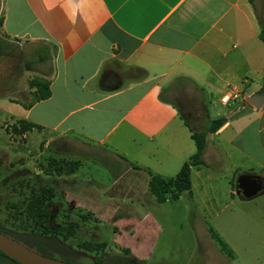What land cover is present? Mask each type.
<instances>
[{
	"label": "crops",
	"instance_id": "obj_1",
	"mask_svg": "<svg viewBox=\"0 0 264 264\" xmlns=\"http://www.w3.org/2000/svg\"><path fill=\"white\" fill-rule=\"evenodd\" d=\"M47 3L50 8L45 0H7L0 32L5 40L46 48L48 72L37 75L48 79L49 95L25 106L35 87L24 67L15 71L6 59L0 79L10 88L0 92V111L9 122L23 118L38 125L21 133L28 163L54 156L78 165L68 173L23 167L28 187L36 186L32 176H42L67 207L90 211L94 222L106 220L126 237L114 244L118 251L134 242L133 254L144 260L153 217L139 215L126 200L146 205L149 171L174 175L195 149L189 126L203 129L208 118L222 116L224 122L205 134L202 162L190 169L189 193L177 199L188 196L210 221L249 219L246 210L223 215L211 190L220 178L230 182L249 173L261 179L258 193H264V99L259 106L246 100L255 91L264 94L262 22L253 0H84L75 24L67 0ZM19 76L18 84L12 79ZM177 77L181 84L167 83ZM231 86L239 95L222 102ZM168 89L194 106L183 113ZM97 155L106 162L97 164ZM140 176L143 189L135 185ZM226 192L248 198L235 185Z\"/></svg>",
	"mask_w": 264,
	"mask_h": 264
},
{
	"label": "rangeland",
	"instance_id": "obj_2",
	"mask_svg": "<svg viewBox=\"0 0 264 264\" xmlns=\"http://www.w3.org/2000/svg\"><path fill=\"white\" fill-rule=\"evenodd\" d=\"M7 0H0V15L3 16L6 8ZM255 10L264 24V0H253ZM43 48V49H42ZM42 49V50H41ZM45 52L46 48L40 42L30 41H9L3 38L0 32V66L5 65L6 59L10 60L15 71L21 72L26 70L28 76L33 77L37 74L47 73L48 67L46 58L39 59L38 56ZM8 56V57H7ZM7 57V58H6ZM13 78V77H12ZM18 84L22 81L21 76L12 79ZM181 84V78H171L167 83ZM9 82V80H8ZM0 79V92L9 91V83ZM169 90V89H168ZM175 102L178 103L180 110L185 113L187 102L183 104L186 96L180 93L177 89H170L167 93ZM20 96V95H18ZM190 101V100H189ZM221 107L227 108L226 105ZM192 110V109H191ZM224 110V109H223ZM10 123L5 113L0 111V227L11 230L16 235L24 233L21 238L29 243L20 240L25 245L35 249L34 238L24 236L25 234L40 232L38 228L32 225V222L25 220V215L18 214L19 209H22L25 203L23 200L28 196V187L22 178L23 167L30 169L33 166L40 168L43 173H52L53 170H48L47 166L49 158H38L35 161L28 163L25 154V147L21 134L13 133L10 129ZM29 144H32V135L28 137ZM54 157V156H52ZM96 163L106 162V158L99 155L96 156ZM69 159L65 157H55ZM25 162V165H22ZM94 165L90 166L89 173L92 172ZM41 175V174H39ZM40 177V178H39ZM38 176H32L30 180L34 181L36 188H39L40 183L49 182ZM234 176L230 182H227L226 177L220 178L212 183V193L218 197L217 210L223 208V215L228 214L229 210L237 209L241 213L248 211L251 216L249 219L239 217L238 219H224L222 221H210L212 216L205 215L198 207L194 200L188 196H184L182 200L166 198L164 201H157L151 192L146 189L147 196H145L146 205L137 201V198L127 199L126 202L134 203L137 206L139 215L146 212L152 214V222L148 224L152 233L147 242L149 246L144 248V260H140L135 253L133 254V244L125 247H120L118 251L114 244L126 240L127 238H120L109 226L106 220L99 223L93 221V218L86 217L84 220L80 218L83 210H71L65 216L69 207L67 202L55 193L51 205L52 214L56 211L59 215L58 219L75 220L78 221V226L74 229L65 241H62L61 234H56V237L51 235H43L42 237L53 242L56 245L58 253L46 251L55 258H63L70 262L91 264L92 259L102 256L104 261L109 264H264V193H256L255 195L237 200L235 196H230L226 192L228 184L235 185ZM46 179H50L48 176ZM110 175L108 176V180ZM145 177L140 176L136 179V188H141L145 184ZM141 184H143L141 186ZM147 186V183H146ZM143 189V188H141ZM198 191V189H197ZM201 192V191H200ZM231 198L236 200L227 202ZM74 209V207H70ZM246 210V211H245ZM223 217V216H221ZM49 224H53L51 217H49ZM98 224V227L96 225ZM214 228L221 240H223L231 252V256L221 252L216 241L211 238L209 227ZM64 231V229H62ZM27 237V239H25ZM15 238V237H14ZM104 241L102 247H91L90 249L83 248L78 245L82 241ZM32 242V243H31ZM31 243V244H30ZM60 251H71L76 253L71 256H65ZM3 264H17L6 257L2 258Z\"/></svg>",
	"mask_w": 264,
	"mask_h": 264
},
{
	"label": "trees",
	"instance_id": "obj_3",
	"mask_svg": "<svg viewBox=\"0 0 264 264\" xmlns=\"http://www.w3.org/2000/svg\"><path fill=\"white\" fill-rule=\"evenodd\" d=\"M252 1V0H251ZM259 38L264 42V24H260L259 28ZM43 49V48H42ZM41 49V50H42ZM47 57L46 52L41 53V55L38 56L39 59H44ZM182 78V77H179ZM185 78V77H184ZM182 81V79H181ZM28 84L30 86L35 87V91H31V99L28 103H23L25 106L31 104L34 100L44 98L49 95V87H48V79L41 75H36L33 77H30L28 80ZM162 98H164L161 95ZM224 122V117L217 116L213 118H208L206 120V123L204 125L203 129H195L189 126L190 129V135L191 138L194 141L195 149L194 151L189 155L187 159H185L176 173L172 176H162L158 173H153L149 171V176L147 179V189L151 192V194L154 195L155 199L157 201H164L166 198H173L176 199L178 195L186 191L189 193L190 191V169L192 166H196L199 163L202 162L201 159V152L205 144V134L206 132H213L215 131L222 123ZM32 126H38L37 124L27 121L23 118H16L10 123V129L13 133L21 134L22 132L29 130ZM78 165V160L76 159H63V158H55V157H49L47 166L50 167L48 170H53L57 173L60 172H71L76 166ZM26 186L28 187V182L26 183ZM55 189L52 185L43 184L41 187L36 188L34 184L30 185L28 187V196H25L23 200H25L23 204V208L19 209L18 214H24L25 220L32 222V225L35 228H38L40 234L35 235L37 233H27L24 236H29L35 239L34 245L35 250L50 255L46 251H50L51 253L56 252L58 253V250H56V245H53V242L45 239L41 236L43 235H51L52 237H56V234H61L62 241H65L67 237L73 233L74 229L78 226V221L65 219L61 220L58 219L59 215H61L56 211L52 214L51 212V205L53 202V197L55 196ZM75 211V210H83L79 207H74V209L69 208L67 213H65V216L68 215L69 211ZM76 212V211H75ZM49 217H51V220L53 224H49ZM86 217L93 218V214L90 211L84 210L83 213L80 214V218L84 220ZM64 229V231H62ZM0 231L15 237L16 239H21L27 243L28 241L21 238L24 233H20L21 236L16 235L11 230H6L0 227ZM209 233L210 236L216 241L218 248L221 252L225 253L228 256H231V252L226 246L225 242L221 240L219 235L211 228L209 227ZM27 239V237H25ZM28 240V239H27ZM30 243V244H31ZM79 246L90 249L91 247H102L104 246V241L98 242V241H82L78 243ZM65 256H71L76 253H73L71 251H60ZM6 257L8 259H11L17 264H21L17 262L16 260L12 259L2 251H0V264L2 263V258ZM63 259V258H60ZM66 260V259H64ZM68 261V260H67ZM91 264H109L108 262L104 261L102 256H98L92 259Z\"/></svg>",
	"mask_w": 264,
	"mask_h": 264
},
{
	"label": "water",
	"instance_id": "obj_4",
	"mask_svg": "<svg viewBox=\"0 0 264 264\" xmlns=\"http://www.w3.org/2000/svg\"><path fill=\"white\" fill-rule=\"evenodd\" d=\"M264 94L255 91L246 97L254 106H259ZM261 179L254 174L240 173L235 179L236 193L244 197H251L261 190ZM0 251L21 264H81L41 253L20 240L0 231Z\"/></svg>",
	"mask_w": 264,
	"mask_h": 264
},
{
	"label": "clouds",
	"instance_id": "obj_5",
	"mask_svg": "<svg viewBox=\"0 0 264 264\" xmlns=\"http://www.w3.org/2000/svg\"><path fill=\"white\" fill-rule=\"evenodd\" d=\"M67 3L70 5V12H68L69 21L72 24H75L77 22L79 11L82 4L84 3V0H67ZM45 6L49 8L51 7V5L47 3V0H45Z\"/></svg>",
	"mask_w": 264,
	"mask_h": 264
},
{
	"label": "built area",
	"instance_id": "obj_6",
	"mask_svg": "<svg viewBox=\"0 0 264 264\" xmlns=\"http://www.w3.org/2000/svg\"><path fill=\"white\" fill-rule=\"evenodd\" d=\"M239 95V90L235 86H231L227 92L221 95L220 100L225 102L229 99H234Z\"/></svg>",
	"mask_w": 264,
	"mask_h": 264
},
{
	"label": "flooded vegetation",
	"instance_id": "obj_7",
	"mask_svg": "<svg viewBox=\"0 0 264 264\" xmlns=\"http://www.w3.org/2000/svg\"><path fill=\"white\" fill-rule=\"evenodd\" d=\"M261 185H262V181H261Z\"/></svg>",
	"mask_w": 264,
	"mask_h": 264
}]
</instances>
